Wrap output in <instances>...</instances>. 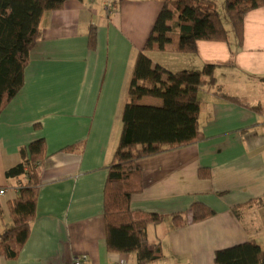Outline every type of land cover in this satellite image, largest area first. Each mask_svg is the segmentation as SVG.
I'll list each match as a JSON object with an SVG mask.
<instances>
[{"label": "crops", "instance_id": "crops-1", "mask_svg": "<svg viewBox=\"0 0 264 264\" xmlns=\"http://www.w3.org/2000/svg\"><path fill=\"white\" fill-rule=\"evenodd\" d=\"M165 1L174 0H69L43 16L24 85L0 114V231L12 227L7 202L25 182L5 174L20 164L21 148L43 139L35 219L18 259L0 256V264H66L81 256L87 264H137L134 254L106 250L103 190L136 56ZM90 26L94 51L87 48ZM148 57L170 72L216 66L215 85L197 93L203 139L138 162L142 192L131 198L132 215L163 217L147 229L162 252L150 264H215L216 251L251 240L264 250V7L244 16L241 46L230 37L198 41L193 55ZM138 104L162 102L144 97ZM193 204L215 214L190 223ZM176 214H186L185 225L176 227Z\"/></svg>", "mask_w": 264, "mask_h": 264}, {"label": "trees", "instance_id": "trees-1", "mask_svg": "<svg viewBox=\"0 0 264 264\" xmlns=\"http://www.w3.org/2000/svg\"><path fill=\"white\" fill-rule=\"evenodd\" d=\"M69 0H0V114L24 85V71L30 53L40 39V23L46 13L63 10ZM82 1V0H78ZM118 2V1H117ZM230 24L228 31L217 11V0L165 1L151 33L135 60L122 112V129L116 151L108 167L103 190V218L106 250L110 254H134L137 264H150L162 258L159 245H150L147 229L162 216L135 220L131 198L142 192L138 162L164 152L192 145L203 139L200 131L197 93L216 83V66L201 70L170 72L152 64L148 53L170 51L193 55L196 43H228L233 37L243 42L244 16L264 7V0H223ZM96 27L87 31V48L96 49ZM222 99L253 109L246 102L218 94ZM147 97L161 100L160 106H144ZM70 148L64 149V151ZM20 164L9 169L7 179L25 178L18 196L7 202L12 227L0 231V256L15 261L28 240L35 219L39 191V165L45 159V142L34 141L19 151ZM209 178V172L199 171ZM191 221L197 223L215 213L201 204L190 208ZM237 213V208H234ZM1 216V210H0ZM186 214L174 215L176 227L186 224ZM215 264H264V250L254 241L218 250Z\"/></svg>", "mask_w": 264, "mask_h": 264}, {"label": "built area", "instance_id": "built-area-1", "mask_svg": "<svg viewBox=\"0 0 264 264\" xmlns=\"http://www.w3.org/2000/svg\"><path fill=\"white\" fill-rule=\"evenodd\" d=\"M92 1V0H90ZM6 193V190L4 189H0V196H3ZM87 257L86 256H81V257H77L74 258L73 260H71L70 262L66 263V264H87ZM117 264H126L125 261L121 260L120 262H118Z\"/></svg>", "mask_w": 264, "mask_h": 264}, {"label": "rangeland", "instance_id": "rangeland-1", "mask_svg": "<svg viewBox=\"0 0 264 264\" xmlns=\"http://www.w3.org/2000/svg\"><path fill=\"white\" fill-rule=\"evenodd\" d=\"M223 0H218V3H217V11L219 12L220 16L222 17V20H223V23H224V26L227 27V28H230V24L227 20V15H226V12H225V8H224V5L221 3Z\"/></svg>", "mask_w": 264, "mask_h": 264}]
</instances>
